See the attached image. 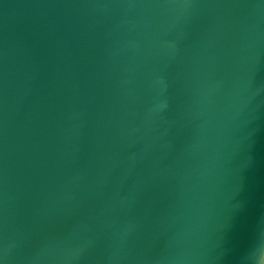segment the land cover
<instances>
[{"label": "water", "instance_id": "95a60500", "mask_svg": "<svg viewBox=\"0 0 264 264\" xmlns=\"http://www.w3.org/2000/svg\"><path fill=\"white\" fill-rule=\"evenodd\" d=\"M0 264H264V0H0Z\"/></svg>", "mask_w": 264, "mask_h": 264}]
</instances>
